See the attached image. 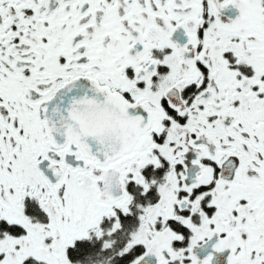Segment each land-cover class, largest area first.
I'll return each instance as SVG.
<instances>
[{
  "label": "snow or ice",
  "instance_id": "6c2138e0",
  "mask_svg": "<svg viewBox=\"0 0 264 264\" xmlns=\"http://www.w3.org/2000/svg\"><path fill=\"white\" fill-rule=\"evenodd\" d=\"M0 264H264V0H0Z\"/></svg>",
  "mask_w": 264,
  "mask_h": 264
}]
</instances>
